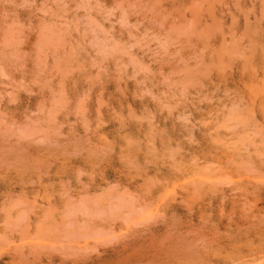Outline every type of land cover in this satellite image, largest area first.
Segmentation results:
<instances>
[{
	"label": "rangeland",
	"instance_id": "rangeland-1",
	"mask_svg": "<svg viewBox=\"0 0 264 264\" xmlns=\"http://www.w3.org/2000/svg\"><path fill=\"white\" fill-rule=\"evenodd\" d=\"M0 264H264V0H0Z\"/></svg>",
	"mask_w": 264,
	"mask_h": 264
}]
</instances>
